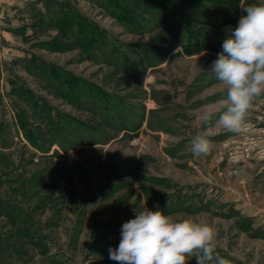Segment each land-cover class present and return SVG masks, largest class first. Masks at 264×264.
<instances>
[{
  "label": "rangeland",
  "instance_id": "rangeland-1",
  "mask_svg": "<svg viewBox=\"0 0 264 264\" xmlns=\"http://www.w3.org/2000/svg\"><path fill=\"white\" fill-rule=\"evenodd\" d=\"M46 1L0 0V264H116L109 248L145 205L213 225L230 264H264V96L242 131H213L208 155L186 151L198 111L225 92L207 70L257 0H173L190 37L166 29L170 11L131 31L92 0H69L113 54L72 44ZM39 59L91 92L59 95Z\"/></svg>",
  "mask_w": 264,
  "mask_h": 264
},
{
  "label": "clouds",
  "instance_id": "clouds-1",
  "mask_svg": "<svg viewBox=\"0 0 264 264\" xmlns=\"http://www.w3.org/2000/svg\"><path fill=\"white\" fill-rule=\"evenodd\" d=\"M242 9L246 15L228 29L222 51L207 70L225 92L197 113L201 131L186 145V151L197 158L213 148L215 129L242 131L255 100L264 96V0ZM216 238L217 230L210 223L145 205L123 223L120 242L109 248V259L116 264H190L193 259L195 264H230L217 252Z\"/></svg>",
  "mask_w": 264,
  "mask_h": 264
},
{
  "label": "trees",
  "instance_id": "trees-1",
  "mask_svg": "<svg viewBox=\"0 0 264 264\" xmlns=\"http://www.w3.org/2000/svg\"><path fill=\"white\" fill-rule=\"evenodd\" d=\"M92 1L106 14L115 18L131 31L143 30L150 27L146 24L147 17L154 16L157 14L156 11L161 10L170 11L169 15H167L169 19L168 28L166 27L170 33L178 34L179 36L184 34L190 37L191 29H193L187 25L189 20L186 18V14L182 12L179 7L180 3L177 1L175 6L173 5V0ZM46 7L49 13L55 15V26L60 29L63 36L72 44L75 43L77 46H81L87 52L93 51L95 46H100L108 51L110 50L112 54L120 49L119 47H115L112 38L106 30L97 22L86 18L78 7H75L69 0H47ZM195 48V51L200 50V44L196 42ZM40 61L43 62L39 64V69L47 76L48 86L53 90L55 89L59 95L62 94L69 99L72 96L76 97L75 99H80L82 95H79L78 91L85 90L87 93L91 92V86L87 81L77 78L72 72L65 71L53 63L44 60ZM21 95L24 94L21 93ZM25 95L30 98L34 97ZM37 99L40 98L37 97ZM74 102H77V100ZM41 108L46 112L51 110L50 106L44 103Z\"/></svg>",
  "mask_w": 264,
  "mask_h": 264
}]
</instances>
